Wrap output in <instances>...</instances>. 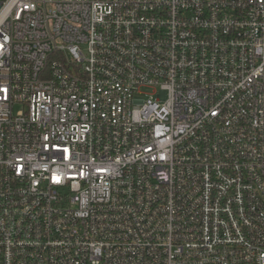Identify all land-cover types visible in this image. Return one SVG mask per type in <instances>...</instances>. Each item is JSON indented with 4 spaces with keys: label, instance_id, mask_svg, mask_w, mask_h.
<instances>
[{
    "label": "built area",
    "instance_id": "2783aa9c",
    "mask_svg": "<svg viewBox=\"0 0 264 264\" xmlns=\"http://www.w3.org/2000/svg\"><path fill=\"white\" fill-rule=\"evenodd\" d=\"M0 264H264V0H0Z\"/></svg>",
    "mask_w": 264,
    "mask_h": 264
},
{
    "label": "rangeland",
    "instance_id": "374dc122",
    "mask_svg": "<svg viewBox=\"0 0 264 264\" xmlns=\"http://www.w3.org/2000/svg\"><path fill=\"white\" fill-rule=\"evenodd\" d=\"M146 92H149L148 90H145Z\"/></svg>",
    "mask_w": 264,
    "mask_h": 264
}]
</instances>
